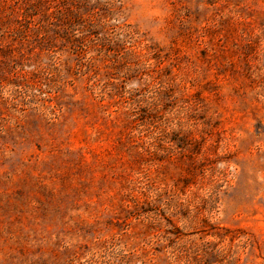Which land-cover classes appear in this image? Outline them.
<instances>
[{"label":"rangeland","instance_id":"374dc122","mask_svg":"<svg viewBox=\"0 0 264 264\" xmlns=\"http://www.w3.org/2000/svg\"><path fill=\"white\" fill-rule=\"evenodd\" d=\"M0 264H264V0H0Z\"/></svg>","mask_w":264,"mask_h":264}]
</instances>
